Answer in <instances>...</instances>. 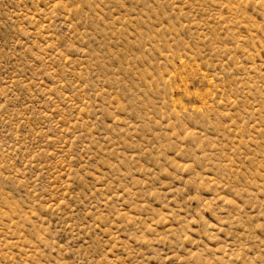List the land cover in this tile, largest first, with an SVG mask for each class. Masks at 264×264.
Segmentation results:
<instances>
[{"label":"rangeland","instance_id":"obj_1","mask_svg":"<svg viewBox=\"0 0 264 264\" xmlns=\"http://www.w3.org/2000/svg\"><path fill=\"white\" fill-rule=\"evenodd\" d=\"M0 264H264V0H0Z\"/></svg>","mask_w":264,"mask_h":264}]
</instances>
